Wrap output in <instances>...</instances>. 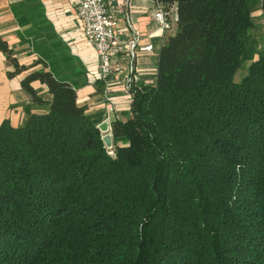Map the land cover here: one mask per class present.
Here are the masks:
<instances>
[{"label": "trees", "instance_id": "16d2710c", "mask_svg": "<svg viewBox=\"0 0 264 264\" xmlns=\"http://www.w3.org/2000/svg\"><path fill=\"white\" fill-rule=\"evenodd\" d=\"M160 1L174 30L110 147L69 82L23 74L50 99L0 122V264H264V54L234 79L249 0Z\"/></svg>", "mask_w": 264, "mask_h": 264}, {"label": "crops", "instance_id": "0c3cea01", "mask_svg": "<svg viewBox=\"0 0 264 264\" xmlns=\"http://www.w3.org/2000/svg\"><path fill=\"white\" fill-rule=\"evenodd\" d=\"M125 1V13L116 17L118 34L130 38L132 32H137L138 44L152 43L153 48L147 52L135 50L134 68L128 72L126 67L131 55L129 48L124 47L113 55L120 69L104 80L99 77L98 57L85 38L83 25L76 15L77 0H0V38L8 44L10 55L19 65H25L19 73L9 74L13 65L0 50V122L6 118L19 125L29 113L48 107L46 102L50 93L45 84L38 79L31 82L43 99L42 103L33 101L30 93L21 86L23 74L44 69L69 82L76 89V100L85 106L88 117L97 126L106 121L110 132L112 119L124 118L128 112L127 77H133L134 86L153 82L158 49L165 34L173 32L175 23L172 21L170 31H161L152 21L153 0ZM106 3L111 8L115 0H106ZM249 3L254 22L247 30L243 50L241 66L245 69L264 54V3L263 0H249Z\"/></svg>", "mask_w": 264, "mask_h": 264}, {"label": "built area", "instance_id": "2783aa9c", "mask_svg": "<svg viewBox=\"0 0 264 264\" xmlns=\"http://www.w3.org/2000/svg\"><path fill=\"white\" fill-rule=\"evenodd\" d=\"M155 9L152 13V21L164 32L172 27V20L176 17V7L166 6L160 0H153ZM125 0H115L109 8L106 0H77L76 15L83 25V34L90 42L98 57V72L101 79L106 80L114 71L120 69L118 61L113 60V55L120 52L124 47L129 48L131 55L126 70L132 72L134 68L133 58L135 50L147 52L153 48L152 43L138 44V33L132 32L130 38L121 37L115 26L116 17L119 13H125ZM133 77H127L125 87L130 92ZM107 94V92H106Z\"/></svg>", "mask_w": 264, "mask_h": 264}, {"label": "water", "instance_id": "95a60500", "mask_svg": "<svg viewBox=\"0 0 264 264\" xmlns=\"http://www.w3.org/2000/svg\"><path fill=\"white\" fill-rule=\"evenodd\" d=\"M98 128L101 132H104L102 134V139L107 147H110L112 145V136L110 135V132L107 131V122L102 121Z\"/></svg>", "mask_w": 264, "mask_h": 264}, {"label": "rangeland", "instance_id": "374dc122", "mask_svg": "<svg viewBox=\"0 0 264 264\" xmlns=\"http://www.w3.org/2000/svg\"><path fill=\"white\" fill-rule=\"evenodd\" d=\"M175 27V23H173V27L172 29ZM243 66V65H242ZM240 69H238L235 74H234V79L235 80H239L241 78V76L247 71V68L245 69L244 67H242Z\"/></svg>", "mask_w": 264, "mask_h": 264}]
</instances>
